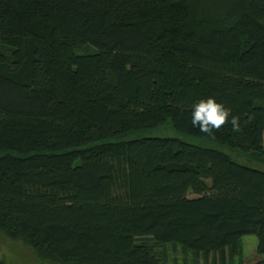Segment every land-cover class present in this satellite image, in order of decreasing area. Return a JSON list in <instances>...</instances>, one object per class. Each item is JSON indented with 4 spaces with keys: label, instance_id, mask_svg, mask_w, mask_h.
<instances>
[{
    "label": "trees",
    "instance_id": "obj_1",
    "mask_svg": "<svg viewBox=\"0 0 264 264\" xmlns=\"http://www.w3.org/2000/svg\"><path fill=\"white\" fill-rule=\"evenodd\" d=\"M209 97L240 132L191 124ZM255 162L264 0H0V234L36 264H245L248 235L264 264Z\"/></svg>",
    "mask_w": 264,
    "mask_h": 264
},
{
    "label": "rangeland",
    "instance_id": "obj_2",
    "mask_svg": "<svg viewBox=\"0 0 264 264\" xmlns=\"http://www.w3.org/2000/svg\"><path fill=\"white\" fill-rule=\"evenodd\" d=\"M194 143L202 144L199 140H191ZM227 153L231 154L229 151L225 150ZM235 159L242 163H249L247 158L243 155H235ZM253 167L257 169H264V163L255 162ZM189 197H196L193 194H189ZM243 257L245 264H253L261 259L257 253L258 247V238L255 235H248L243 237ZM158 252L166 251L168 252V263L174 264L175 262L184 263V256L181 249H178L177 252L173 250L171 245L166 247L157 248ZM25 255V256H24ZM36 255L27 247L22 246L19 243H14L9 241L8 239L2 237L0 234V261H4L6 264H36ZM188 261L192 263L191 255L187 256Z\"/></svg>",
    "mask_w": 264,
    "mask_h": 264
},
{
    "label": "clouds",
    "instance_id": "obj_3",
    "mask_svg": "<svg viewBox=\"0 0 264 264\" xmlns=\"http://www.w3.org/2000/svg\"><path fill=\"white\" fill-rule=\"evenodd\" d=\"M251 121H244L245 124ZM231 124L232 131L240 132L241 118L239 115H232V110L225 107L223 103L217 102L214 97L201 99L193 105L191 124L198 127L199 131L212 135L213 131H219L222 127Z\"/></svg>",
    "mask_w": 264,
    "mask_h": 264
}]
</instances>
